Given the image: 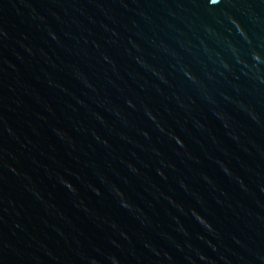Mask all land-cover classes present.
<instances>
[{
    "label": "water",
    "instance_id": "95a60500",
    "mask_svg": "<svg viewBox=\"0 0 264 264\" xmlns=\"http://www.w3.org/2000/svg\"><path fill=\"white\" fill-rule=\"evenodd\" d=\"M0 264H264V0H0Z\"/></svg>",
    "mask_w": 264,
    "mask_h": 264
}]
</instances>
